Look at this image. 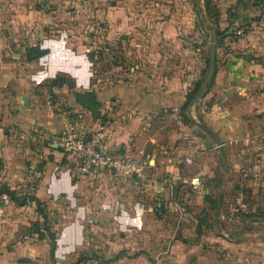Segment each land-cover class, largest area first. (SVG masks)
I'll list each match as a JSON object with an SVG mask.
<instances>
[{"label": "crops", "instance_id": "crops-1", "mask_svg": "<svg viewBox=\"0 0 264 264\" xmlns=\"http://www.w3.org/2000/svg\"><path fill=\"white\" fill-rule=\"evenodd\" d=\"M211 2L0 0V264H264V0Z\"/></svg>", "mask_w": 264, "mask_h": 264}, {"label": "built area", "instance_id": "built-area-1", "mask_svg": "<svg viewBox=\"0 0 264 264\" xmlns=\"http://www.w3.org/2000/svg\"><path fill=\"white\" fill-rule=\"evenodd\" d=\"M60 141L63 149L74 159L78 170L83 174L110 172L120 166L119 161L102 150L100 139L95 133L85 137V134L67 125L60 134ZM126 166L129 167L128 164ZM1 198L3 203H6V196L2 195Z\"/></svg>", "mask_w": 264, "mask_h": 264}, {"label": "trees", "instance_id": "trees-1", "mask_svg": "<svg viewBox=\"0 0 264 264\" xmlns=\"http://www.w3.org/2000/svg\"><path fill=\"white\" fill-rule=\"evenodd\" d=\"M204 6H205V10H206L207 14L214 16V17H216L218 15V10H217L216 6L214 5V3L211 2V0H204ZM92 51L93 50H88L85 53L90 54L89 52H92ZM45 53H46V50L40 49L38 47V45L36 44L34 46H30V47H27L25 49L24 57H25L26 61H31V60H34V59L44 55ZM96 72L98 73V70ZM59 81L61 82L63 80L61 78H56V79L52 80L50 82V84H54V83L59 82ZM88 135L89 134H86L85 137H88ZM27 183H28V181H24L22 183L23 185H21V187H20V185L19 186L16 185V186L12 187L11 185H8L6 182L5 183L1 182L0 183V193H4L7 197V200H11L14 203H16L17 205H23L25 203V201H27V200L32 201L35 203L36 210L39 211V210H41L39 207V205L41 204L40 201L31 195H27V194L23 193L24 190H26V186L24 187V185H26ZM36 232H38L39 237L41 236V239L45 238L46 240H48L49 244H51V247L49 249L51 251L52 243L54 241V238L56 236L57 231L50 229L49 227H46L43 229L42 233L39 231H36ZM86 239L87 238L85 236L83 238V242H84L83 246L81 247V251L84 254L89 253V249L86 246ZM79 258H80V256H79Z\"/></svg>", "mask_w": 264, "mask_h": 264}, {"label": "water", "instance_id": "water-1", "mask_svg": "<svg viewBox=\"0 0 264 264\" xmlns=\"http://www.w3.org/2000/svg\"><path fill=\"white\" fill-rule=\"evenodd\" d=\"M81 102L92 113V115L94 117H97L99 115L98 110H97V106H96V103H95L93 92L83 93L81 95ZM208 133H209V135H211V137L217 143L218 139L215 138L214 135L211 134L210 132H208Z\"/></svg>", "mask_w": 264, "mask_h": 264}]
</instances>
